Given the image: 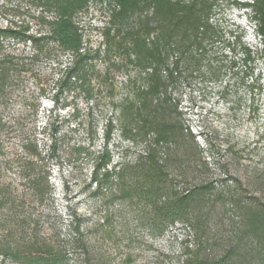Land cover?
I'll return each mask as SVG.
<instances>
[{"label":"rangeland","instance_id":"rangeland-1","mask_svg":"<svg viewBox=\"0 0 264 264\" xmlns=\"http://www.w3.org/2000/svg\"><path fill=\"white\" fill-rule=\"evenodd\" d=\"M232 1L220 3L214 20L226 37L240 34L258 47L251 73L247 77L228 72L218 80L190 77L173 89L178 111L169 118L183 127L184 136L168 152L171 179L158 193L166 197L201 184L216 187L203 201L191 203L190 214L182 221L161 218L152 190L133 189L125 196L121 192L125 184L117 178L110 183L92 180L95 153L105 147L108 120L117 125L107 144L113 155L111 168L122 162L130 169L146 146L142 139L126 137L118 123L117 104L144 85L145 75L128 66L120 54L106 53L110 0H91L77 18L93 57L92 100L79 89L58 91L61 69L70 62L68 54L54 48L32 61L29 45L3 42L0 55L18 54L30 66L0 103V183L9 193L6 205H0V217L13 227L15 240H28L38 232L65 240L73 216L83 219L95 264H183L189 253L201 249L203 255L215 256L233 240L241 226L233 193L244 203L255 202L257 196L264 200V185L256 182L257 176L264 177V53L250 10ZM35 14V0H0L1 27L33 20V31H45L34 22ZM30 143L37 144L39 156ZM230 146L239 153L236 159L231 158ZM30 160L35 161L34 168L24 171ZM29 176H39L45 184L42 194L36 193ZM199 217H204L202 228L196 223Z\"/></svg>","mask_w":264,"mask_h":264},{"label":"trees","instance_id":"trees-1","mask_svg":"<svg viewBox=\"0 0 264 264\" xmlns=\"http://www.w3.org/2000/svg\"><path fill=\"white\" fill-rule=\"evenodd\" d=\"M223 0H110L109 24L106 32V53L120 54L126 63L145 75L144 85L137 86L128 100L117 104L118 123L126 137L146 142L144 154L128 169L120 162L110 167L113 155L107 144L117 125L108 120L105 131V147L95 153L92 180L110 183L114 178L125 186V196L133 189L154 191V203L161 218L166 222L182 221L190 214L191 203L206 198L216 187L201 184L184 194L172 192L159 195V187L168 186L169 151L184 136V129L169 116L178 111L173 101V89L190 77L209 76L221 79L232 72L248 77L253 70L259 49L247 43L244 36L231 33L224 35L214 16ZM91 0H35L38 14L34 22L45 31H33V20L20 26H0V46L6 40L29 45L31 60L58 49L70 56V62L61 69L58 91L71 93L82 90L89 100L95 98L92 84V59L87 52L83 30L78 16L89 9ZM236 7L250 10L255 22L261 49L264 53V0H233ZM29 64L17 54L0 55V103L8 96V90L21 74L29 71ZM244 77V76H243ZM242 78V77H241ZM240 78V79H241ZM57 91V93H58ZM55 102L59 99L54 96ZM3 119L0 117V126ZM56 127V126H55ZM58 129L52 142L57 149ZM39 156L37 144H29ZM179 148V147H178ZM231 158L239 155L230 146ZM83 149H80V152ZM196 153V152H193ZM35 161L23 165L24 171H32ZM142 163V164H141ZM32 183L37 194H42L45 184L34 176ZM253 183V180H251ZM255 182V181H254ZM257 183L264 185V177L257 176ZM133 184V185H132ZM161 191V189H160ZM240 231L231 242L215 256L203 255L198 250L185 259L183 264H264V200L257 196L255 202L244 203L234 195ZM9 193L0 183V205H6ZM204 217L196 220L201 227ZM0 264L7 261L21 264H95L90 242L83 229L81 216H73L71 232L65 240L36 236L20 242L15 240L13 227L0 217ZM7 224V225H5Z\"/></svg>","mask_w":264,"mask_h":264}]
</instances>
